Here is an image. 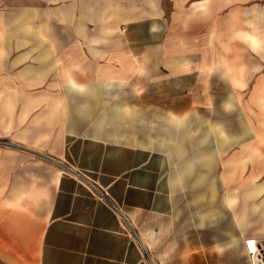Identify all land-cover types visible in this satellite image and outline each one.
Returning a JSON list of instances; mask_svg holds the SVG:
<instances>
[{
  "label": "crops",
  "instance_id": "crops-1",
  "mask_svg": "<svg viewBox=\"0 0 264 264\" xmlns=\"http://www.w3.org/2000/svg\"><path fill=\"white\" fill-rule=\"evenodd\" d=\"M0 140V264H250L264 0H0Z\"/></svg>",
  "mask_w": 264,
  "mask_h": 264
},
{
  "label": "rangeland",
  "instance_id": "rangeland-1",
  "mask_svg": "<svg viewBox=\"0 0 264 264\" xmlns=\"http://www.w3.org/2000/svg\"><path fill=\"white\" fill-rule=\"evenodd\" d=\"M257 179V181L255 180ZM254 183H264V173L258 178L254 177ZM259 189L260 191H256ZM215 190V193H214ZM198 194L199 197H194ZM229 196H234L235 203L230 205L228 202ZM219 200V203H204L209 200ZM246 199H250L249 203H245ZM212 213L214 212L220 217L222 227H228L232 225V215L236 214L237 223L242 221L245 216L247 220L253 223V227L258 229L264 226V187L257 188H226L220 189H189L185 194V200L178 208V217L181 223H183V229H186L187 222L189 221L190 228L196 227L198 223H202L201 220H196L198 213ZM231 222V223H230ZM264 239V238H261Z\"/></svg>",
  "mask_w": 264,
  "mask_h": 264
},
{
  "label": "built area",
  "instance_id": "built-area-1",
  "mask_svg": "<svg viewBox=\"0 0 264 264\" xmlns=\"http://www.w3.org/2000/svg\"><path fill=\"white\" fill-rule=\"evenodd\" d=\"M0 140V144H6ZM246 253L250 264H264V239L249 237L244 241Z\"/></svg>",
  "mask_w": 264,
  "mask_h": 264
}]
</instances>
